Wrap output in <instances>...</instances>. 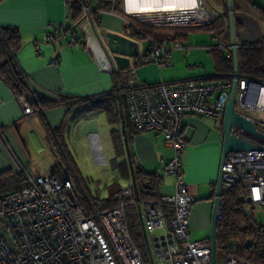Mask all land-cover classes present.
Returning a JSON list of instances; mask_svg holds the SVG:
<instances>
[{"label": "crops", "instance_id": "crops-1", "mask_svg": "<svg viewBox=\"0 0 264 264\" xmlns=\"http://www.w3.org/2000/svg\"><path fill=\"white\" fill-rule=\"evenodd\" d=\"M109 1L112 3V0H89L97 10L96 22L105 34L118 32L139 39L140 54L132 60L128 71L127 68L120 72L98 43L91 41L90 46L86 45L84 33L76 28L80 16H75L74 7L67 0H0V27H16L21 35L15 59L28 87L22 100L23 92L17 94L0 78V173L10 170L19 174L31 171L34 166L61 173L70 170L90 194L85 182L92 175L84 176V172L107 165L104 170L112 174L119 171L128 186L135 184L141 198L158 200L176 192V177L164 169L175 156L174 148L159 132H136L128 107H118V121L112 123L106 110L88 108L83 102L112 93L123 77L136 79L138 89L163 82L215 81L217 70L211 48L218 47L221 37L226 43L231 42L230 30L217 37L191 27L194 31L187 39L161 44L170 49L172 64L160 66L149 61L150 38L139 35L129 20L132 17L125 16L120 9L112 12L113 3L105 9L103 5ZM226 2L218 0L210 8H217L215 11L224 16L228 13ZM234 6L237 22L242 25L238 42L264 38V0H233ZM58 30V39L46 40L47 34ZM74 32L78 33L79 41L72 43ZM142 39L148 40L147 48H141ZM176 41H182L185 47H173ZM221 49L226 58L230 59V53L233 57L232 49ZM25 103L32 106L31 114L24 113ZM182 131L187 138L181 154L184 180L196 197L190 218V239H210L223 154V123L188 114ZM106 187L109 189L108 184ZM77 189L82 191L79 183ZM163 233L164 230H158L156 235Z\"/></svg>", "mask_w": 264, "mask_h": 264}, {"label": "built area", "instance_id": "built-area-1", "mask_svg": "<svg viewBox=\"0 0 264 264\" xmlns=\"http://www.w3.org/2000/svg\"><path fill=\"white\" fill-rule=\"evenodd\" d=\"M80 10L76 26L86 37V45L98 43L110 58L107 37L96 22L97 10L89 0H67ZM112 12L117 3L125 16L153 27H202L212 24L221 13L209 9L203 0L194 5L155 8L145 12H130L127 0H112ZM101 13V11H99ZM60 30L47 34V41L58 39ZM79 41L77 32L73 41ZM149 61L160 66L172 64L169 48L149 39ZM258 42L264 38L239 43ZM232 49L231 42L221 37L217 45ZM176 48L185 47L176 41ZM229 58L232 57L230 53ZM120 72L125 70L118 69ZM129 68L126 70L128 71ZM234 76L207 83L183 84L163 82L138 89L132 76L123 77L118 92L129 89L127 103L129 119L136 132L156 131L175 151L167 162V174L176 177L174 195L158 200L138 196L135 184L121 187L115 194L117 204L108 207L100 198L84 191L73 171L57 172L53 168L41 175L24 170V185L0 194V264H212L211 239L192 241L189 234L191 213L196 197L184 180L181 154L186 146L182 131L188 114L211 117L223 123ZM25 100V90L22 91ZM264 84L238 78L237 111L256 123L257 133L234 126L233 133L254 144L256 149L228 153L221 166L222 189L219 197L217 221L223 218L224 190L241 186V200L248 208L250 225L264 231L258 213L264 212V120L255 113H264ZM33 108L25 103L24 113ZM78 183L82 191L77 189ZM86 200L83 202V196ZM137 208L147 240L151 262H147L134 243L128 226L127 210ZM158 230H164L157 236ZM233 247L237 245L231 242ZM218 264H256L228 254Z\"/></svg>", "mask_w": 264, "mask_h": 264}, {"label": "trees", "instance_id": "trees-1", "mask_svg": "<svg viewBox=\"0 0 264 264\" xmlns=\"http://www.w3.org/2000/svg\"><path fill=\"white\" fill-rule=\"evenodd\" d=\"M111 6L112 3L110 1L103 5L105 9H109ZM233 8L234 12H236V7L234 6ZM116 11L120 10L116 8ZM74 14L75 16H80L79 8L74 7ZM134 26H136V30L141 37L150 38L160 44L165 41L187 39L190 32L194 31L191 27H153L138 24ZM241 28L242 25L236 22L237 34ZM198 29L209 32L217 37L223 36L230 30L228 13L218 17L212 24L199 27ZM21 43V35L16 27H0V78L9 84L17 94H20L24 90L26 91L28 88L24 74L15 59V54L20 49ZM211 52L214 55L217 70V74L213 78L219 80L233 73V57L230 59L226 58L223 50L219 47H212ZM238 57L240 78L264 84V44L258 42L243 43L238 48ZM118 82H116L112 93L101 98L83 102L88 108L106 110L112 123L118 121L116 113L118 107H128L127 97L130 90L123 89L118 92ZM43 103L46 104L44 101ZM22 185H24L23 173L15 174L10 170L0 173V194L17 189ZM119 189L120 187L117 183L109 186V196L102 200L108 207L117 204L114 196ZM140 190L145 191L144 187H141ZM136 191L139 196L137 186ZM222 196L225 199V207L223 218L218 221L217 225L218 257L234 254L238 258L256 264H264V231L254 229L250 225L248 208L240 198L241 186L237 184L231 190H224ZM82 200L85 202V196H83ZM133 208L135 207L128 208L127 218L130 209ZM135 209L137 210V208ZM139 223L141 224L140 220ZM128 226L132 237L133 230L131 228L133 227L129 225V222ZM141 229L143 233L142 224ZM231 242H234L237 246L233 247Z\"/></svg>", "mask_w": 264, "mask_h": 264}, {"label": "water", "instance_id": "water-1", "mask_svg": "<svg viewBox=\"0 0 264 264\" xmlns=\"http://www.w3.org/2000/svg\"><path fill=\"white\" fill-rule=\"evenodd\" d=\"M229 27L231 35L232 53H233V86L231 94L226 105L223 129H224V141H223V154L221 160V166L225 161L226 156L230 152L245 151L256 149V146L247 140L237 136L233 133V127L238 126L249 132L257 133L256 123L240 114L236 109V91L239 76V57H238V38L236 32L237 18L234 14L233 0H227ZM107 45L110 50V57L114 64L121 70H126L131 66L132 60L140 54V42L139 39L131 38L118 32H107ZM222 170H220L219 180L217 183L214 210L212 216L211 226V247H212V264H218V247H217V211L219 197L222 189Z\"/></svg>", "mask_w": 264, "mask_h": 264}, {"label": "rangeland", "instance_id": "rangeland-1", "mask_svg": "<svg viewBox=\"0 0 264 264\" xmlns=\"http://www.w3.org/2000/svg\"><path fill=\"white\" fill-rule=\"evenodd\" d=\"M206 2L207 6L205 3V5L209 8L212 9L210 7H213L214 4H216L218 2V0H203V2ZM118 5H116L117 10H119V6L120 4L117 3ZM212 10H217V8H214ZM117 12V11H116ZM218 12V11H216ZM220 13V12H219ZM129 20L134 23V25L138 24V25H145V26H150L146 23H144L141 20H138L136 17H132L129 18ZM246 21V20H244ZM194 34V33H193ZM192 34V35H193ZM218 44V43H217ZM148 47V40H141V48H147ZM233 75V73H231L229 76ZM227 76V77H229ZM256 115L260 116L261 119L264 120V113L259 112V113H255ZM107 161L109 162L110 159L108 158ZM103 166L101 167H95L94 170H92L93 172H84V176L87 175H92L90 176L88 182H85V185L88 187L89 191L91 192V195H95L98 198H100L101 200L107 198L109 196V189L106 187V184H108L109 186L111 184L118 183L119 185H121L122 187H126L128 186V183H126L125 178L122 176L121 173H119V171H117L116 173L112 174V172L106 171L107 170V165H101ZM109 167V165H108ZM49 169V168H48ZM47 170H45L43 168V166H34L32 167L31 172L35 175H41L46 173ZM87 169H91V166L89 164V168ZM106 169V170H104ZM117 175V178H114ZM83 194V192H81ZM139 214L137 212V210L135 208L130 209L129 213H128V222L129 225L133 228H131L133 230L132 234H133V240L136 244V246L138 247V249L140 250L142 256L144 257V259L147 262H151V254H150V250H149V246L147 243L146 238L144 237V234L142 233V229H141V224L139 223ZM258 221L259 222H264V212L260 211L258 213ZM225 256H219L218 259L219 261L224 258Z\"/></svg>", "mask_w": 264, "mask_h": 264}, {"label": "bare ground", "instance_id": "bare-ground-1", "mask_svg": "<svg viewBox=\"0 0 264 264\" xmlns=\"http://www.w3.org/2000/svg\"><path fill=\"white\" fill-rule=\"evenodd\" d=\"M196 0H127L130 12H145L155 8L194 5ZM264 100V95L263 98Z\"/></svg>", "mask_w": 264, "mask_h": 264}]
</instances>
